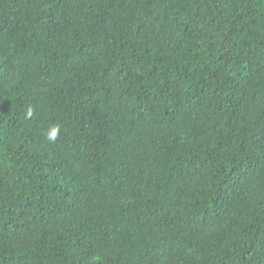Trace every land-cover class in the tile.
I'll return each instance as SVG.
<instances>
[{
	"label": "trees",
	"instance_id": "16d2710c",
	"mask_svg": "<svg viewBox=\"0 0 264 264\" xmlns=\"http://www.w3.org/2000/svg\"><path fill=\"white\" fill-rule=\"evenodd\" d=\"M0 264H264V0H0Z\"/></svg>",
	"mask_w": 264,
	"mask_h": 264
},
{
	"label": "clouds",
	"instance_id": "9594fccd",
	"mask_svg": "<svg viewBox=\"0 0 264 264\" xmlns=\"http://www.w3.org/2000/svg\"><path fill=\"white\" fill-rule=\"evenodd\" d=\"M29 115H31V113H29ZM60 133V126L59 125H55L50 127L46 133H45V138L52 143H55L58 136Z\"/></svg>",
	"mask_w": 264,
	"mask_h": 264
}]
</instances>
